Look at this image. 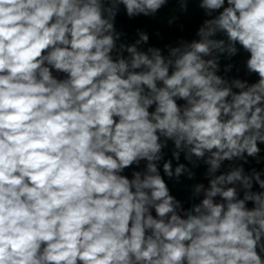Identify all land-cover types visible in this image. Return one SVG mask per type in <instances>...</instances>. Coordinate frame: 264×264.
Here are the masks:
<instances>
[{
	"label": "clouds",
	"instance_id": "clouds-1",
	"mask_svg": "<svg viewBox=\"0 0 264 264\" xmlns=\"http://www.w3.org/2000/svg\"><path fill=\"white\" fill-rule=\"evenodd\" d=\"M0 264H264V0H0Z\"/></svg>",
	"mask_w": 264,
	"mask_h": 264
},
{
	"label": "water",
	"instance_id": "water-1",
	"mask_svg": "<svg viewBox=\"0 0 264 264\" xmlns=\"http://www.w3.org/2000/svg\"><path fill=\"white\" fill-rule=\"evenodd\" d=\"M175 7L174 4H170L168 8L162 9L158 14L157 19L139 17L136 19L129 20L123 13L118 17L117 27L123 29L129 34V38H133L135 30L137 28H142L148 31L150 34L159 30L162 35V39H158L155 35L151 36V43L157 46H162L165 43L174 42L179 37H184L186 39H191L194 36L196 28L202 22L203 13L195 6V4L190 5V10L187 15L181 16L179 21L180 24H183L184 30L181 32L178 27H168L166 23L162 22L163 18L170 15L172 9ZM246 54H241L240 57H237V62H241ZM243 75V73H241ZM254 79V77H253ZM170 187L172 192L179 199L187 198V191L183 188L173 185L170 182Z\"/></svg>",
	"mask_w": 264,
	"mask_h": 264
}]
</instances>
